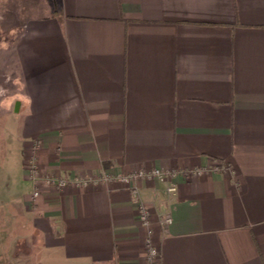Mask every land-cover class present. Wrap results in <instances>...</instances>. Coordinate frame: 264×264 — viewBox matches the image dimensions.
<instances>
[{"label": "crops", "instance_id": "1", "mask_svg": "<svg viewBox=\"0 0 264 264\" xmlns=\"http://www.w3.org/2000/svg\"><path fill=\"white\" fill-rule=\"evenodd\" d=\"M2 118L0 264H264V0H0Z\"/></svg>", "mask_w": 264, "mask_h": 264}, {"label": "built area", "instance_id": "2", "mask_svg": "<svg viewBox=\"0 0 264 264\" xmlns=\"http://www.w3.org/2000/svg\"><path fill=\"white\" fill-rule=\"evenodd\" d=\"M30 166H31V177L34 178L35 174H36V167H35V163L33 161L30 162ZM174 177L173 173L170 172H165L162 170H151L149 172H138L135 174H131L128 176H120V177H116L114 179L115 182L119 183V184H123L126 187H128L129 189H131V192L133 194V196L136 199L138 198V191L136 188H134L132 185L137 181V180H164V179H171ZM107 181V179H104ZM90 181H83L82 184L86 185L88 184ZM45 183L48 186H54L55 188L59 189V188H64L67 186V181L64 179H50L47 178L45 179ZM167 192L169 194H173L176 192V188L175 186H171L167 189ZM38 191L35 190L32 193L33 197H36L38 195ZM139 219L142 223L143 226H148L149 223V212L147 211V209L141 207V209L139 210ZM172 223V219L170 216H164L163 219L161 220V224L163 225V227H168L169 225H171ZM160 253L158 251V249L156 247H154L150 240H147V244H146V262L147 264H157L158 263V259H159Z\"/></svg>", "mask_w": 264, "mask_h": 264}, {"label": "rangeland", "instance_id": "3", "mask_svg": "<svg viewBox=\"0 0 264 264\" xmlns=\"http://www.w3.org/2000/svg\"><path fill=\"white\" fill-rule=\"evenodd\" d=\"M0 126L2 129H4V127L6 129L4 134H3V130H0V152L9 157L8 158L9 160L7 164L5 163V165H9L10 170H12V167H13L12 165H13V160H14L13 156L16 154V144H15L16 135H14L13 134L14 132L10 130L12 127L11 121H8V122L6 121L5 123V118H2L0 121ZM0 164L2 165V163ZM9 168H6V169L9 170ZM6 169L0 170V187H1V192H2V189L4 191V193H0V198L7 196L6 187L4 186H7L8 182L6 178L3 177V174L1 173L2 171Z\"/></svg>", "mask_w": 264, "mask_h": 264}]
</instances>
